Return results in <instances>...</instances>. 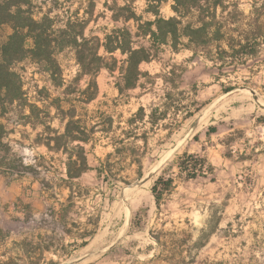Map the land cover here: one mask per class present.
<instances>
[{
  "label": "rangeland",
  "instance_id": "1",
  "mask_svg": "<svg viewBox=\"0 0 264 264\" xmlns=\"http://www.w3.org/2000/svg\"><path fill=\"white\" fill-rule=\"evenodd\" d=\"M33 1L39 7L38 16L50 10L53 16L83 14L87 6V0ZM257 1V14H263L264 0ZM239 2L246 16L252 17L245 22L253 21L257 17L251 16L253 0ZM137 6L141 11L144 3L139 1ZM104 11L98 4L89 30L96 25L114 26L111 13ZM161 14L166 19L174 17L172 3L165 4ZM233 28L241 30L238 24ZM95 30L103 37L102 31ZM11 33L6 26L0 29V44ZM191 57L190 52L167 51L161 63L143 64L142 70L156 76L163 68L186 64ZM57 58L63 70L60 87L31 60L17 66L29 102L42 114L39 121L26 123L29 110L15 104L5 122L12 132L10 143L27 165L37 166L38 173L26 174L10 188L0 176V227L10 234L0 243V260L10 259L13 264H264V44L257 56L248 59L229 58L224 63L200 57L190 62L182 88L196 84L205 108L180 129L183 113H170L166 122L154 128L148 117L138 123L136 132L142 139L127 145L136 148L141 165L129 156L117 157L115 141L140 108L150 114L162 101L163 82L158 79L147 89L121 96L116 77L104 70L97 78V98L87 101L93 93L91 78H80L75 52L67 49ZM226 88L234 90L225 93ZM70 115L83 121L91 140L70 142L68 148H85L92 169L75 181V190L81 194L65 222H58L50 214L59 203L68 204L70 192L64 181L68 155L49 151L44 142L55 136L48 135L47 128L65 133ZM185 154L207 158L213 171L206 168V175L186 179L178 167ZM101 162L111 163L115 177H98L95 168ZM160 178H173L174 184L158 206L153 187ZM25 204L32 207L28 221ZM86 229L95 235L81 247L78 235ZM156 237L169 239L168 260H162L163 247ZM46 246L59 255H42L40 248Z\"/></svg>",
  "mask_w": 264,
  "mask_h": 264
},
{
  "label": "trees",
  "instance_id": "2",
  "mask_svg": "<svg viewBox=\"0 0 264 264\" xmlns=\"http://www.w3.org/2000/svg\"><path fill=\"white\" fill-rule=\"evenodd\" d=\"M139 1L144 3L141 11L137 6ZM239 1L87 0L83 14L78 11L68 16H53V11L50 10L38 16L39 7L33 0H0V29L6 26L12 30L0 44V176L6 179V185L18 182L26 174L38 173L37 166L27 165L25 159L10 143L9 136L12 132L5 122L15 104L25 111L29 110V114L24 116L26 123H32L31 121L36 119L39 121L42 114V110L28 100L23 76L17 70L20 63L31 60L55 87H60L63 83V70L57 56L67 49L73 50L80 66V78H91L93 93L85 98L87 101L97 98V78L104 70L116 77L115 87L121 96H126L129 91L138 88L147 89L148 85L153 86L160 79L166 90L162 101L151 109L150 114H146L143 107L140 108L135 116L128 120L129 128L123 131V136L115 141L117 157L129 156L133 158L132 161L141 165V160L136 158V148L127 145L128 141L142 139L136 132L138 123L144 122L148 117L154 128L166 122L170 113H183L182 121H178L180 129L185 121L195 118L205 108V104L198 99L196 84L188 83V89L182 88L190 73V62L202 57L227 63L229 58L248 59L260 53L264 44V12L257 14L260 10L258 1L253 0L251 16L257 14V19L246 23L245 21L252 17L246 16ZM100 3L104 12L111 13L114 24L111 29L96 25L95 29L102 31L103 37L96 35L94 28L89 30ZM168 3H172L175 16L166 19L161 10ZM236 24L240 26V31L233 28ZM245 26H248V29H244ZM167 51L174 54L186 51L190 52L192 57L186 61L187 65L174 64L171 68H163L156 76L142 70L143 64L161 63L162 55ZM233 90L226 88L224 92ZM69 117L65 133L59 134L47 128L46 133L55 136L46 138L44 142L49 151L68 155L64 180L70 192L68 204L59 203V208H52L50 214L58 222H65L74 199L81 194L75 190V181L92 169L88 165L85 148H68L70 142L89 143L91 140L84 132L83 121L76 120L72 115ZM213 131L216 132V129L213 128ZM178 164L180 174L185 175L188 180L206 175V168L210 172L213 171V166L208 163L207 158L194 154H185L179 158ZM95 170L99 178L115 177L110 162H101ZM141 176L140 172L139 177ZM173 184V178H160L155 182L153 194L158 206L164 195L172 190ZM31 208L30 204H25L27 221ZM66 233L72 236L70 230ZM94 235L95 232L88 229L80 232L78 238L83 241L81 247H86L89 243L87 240ZM9 237L10 234L0 227V243ZM156 240L163 247L162 260H168L169 239L156 237ZM23 245L28 244L23 242ZM40 251L42 255L45 252H54L57 255L60 253L52 250L51 246L40 248ZM61 253H64V250ZM0 264L13 262L10 259L0 260Z\"/></svg>",
  "mask_w": 264,
  "mask_h": 264
},
{
  "label": "crops",
  "instance_id": "3",
  "mask_svg": "<svg viewBox=\"0 0 264 264\" xmlns=\"http://www.w3.org/2000/svg\"><path fill=\"white\" fill-rule=\"evenodd\" d=\"M8 188H10V187L8 186Z\"/></svg>",
  "mask_w": 264,
  "mask_h": 264
}]
</instances>
